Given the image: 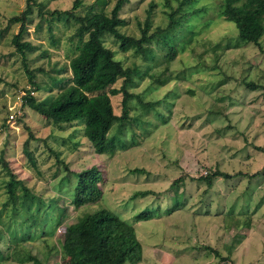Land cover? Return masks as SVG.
I'll return each mask as SVG.
<instances>
[{
    "label": "rangeland",
    "instance_id": "rangeland-1",
    "mask_svg": "<svg viewBox=\"0 0 264 264\" xmlns=\"http://www.w3.org/2000/svg\"><path fill=\"white\" fill-rule=\"evenodd\" d=\"M74 1L36 0L26 17L21 40L34 47L26 55L34 90L12 44L21 24L10 23L25 11L26 0H0V128L6 125L0 133V208L10 172L34 195L35 205L0 212V264H82L64 255L62 234L100 209L130 225L137 214L151 212V220L134 227L137 241L163 246L181 264H199L183 252L187 242L203 247L206 264H220V258L223 264H264V35L259 46L244 44L223 14L224 0H194L178 13L187 17L172 35L171 60L155 42L144 54L123 53L106 36L115 59L137 68L130 92L141 101H129L131 122L123 134L111 129L114 154L99 155L82 122L54 124L22 106L26 92L48 102L70 84L66 53L75 27L49 23L46 12L70 10ZM80 1L78 11L96 0ZM100 1L104 7L98 9L107 15L117 2ZM179 2L130 0L119 13L124 24L118 30L139 38L150 10V35L166 27ZM50 24L58 48L50 43ZM250 82L260 88H247ZM110 99L120 115L122 95ZM13 113L15 122L7 125ZM92 167L101 173L102 198L75 209L74 174ZM214 172L230 177L217 176L208 188L200 178ZM108 253L107 260L92 257L87 264H109L113 249Z\"/></svg>",
    "mask_w": 264,
    "mask_h": 264
},
{
    "label": "trees",
    "instance_id": "trees-1",
    "mask_svg": "<svg viewBox=\"0 0 264 264\" xmlns=\"http://www.w3.org/2000/svg\"><path fill=\"white\" fill-rule=\"evenodd\" d=\"M129 1L117 0L108 15L98 9L104 7V2L100 0H96L82 11H78L82 5L81 1L75 0L70 10L46 12L50 16L49 23L62 22L75 27L68 39L70 49L66 53V56H70L68 60L70 84L48 102L36 100L31 92H26L22 97L23 107L29 108L54 124L82 122L84 137L99 155L114 154L117 149L116 135L110 137V131L116 126V133L123 134L126 122H131L129 101L139 98L130 92V87L135 84V77L138 75L137 68L124 67L116 60L113 51L104 44L105 37L110 36L117 41L119 50L123 53L132 49L137 54H144L150 44L155 42L160 44L165 50L166 58L171 60L175 55L172 35L182 26L183 18L187 17L179 16L178 13L183 6L194 3V0H180L178 9L168 15L166 27L157 28L150 35L148 32L151 11L148 10L141 36L135 38L118 30L124 24L119 13ZM35 2L36 0H26L25 11L19 17H12L10 23L21 24L18 34L12 39V44L17 54L21 56V64L29 81L34 85V90H37L33 81L34 75L28 68L26 59V55L33 52L34 47L29 42L21 40L26 32V17ZM223 14L228 22L235 24L238 37L244 44L259 46V41L264 35V0H224ZM48 33L51 45L58 48L51 24L48 26ZM119 80L121 85L117 89L114 84ZM245 85L254 90L260 88L252 82ZM262 90L264 93V88ZM119 94L122 95L121 113L117 115L110 98ZM2 127L5 129L6 125L3 124ZM30 138L33 139L32 135ZM217 176L230 177L225 173L214 172L206 174L205 177L201 176L200 181L210 188L213 178ZM74 177L76 184L71 203L75 209L101 200L99 182L102 177L97 168L80 171L75 173ZM17 187L21 189L19 194L16 192ZM5 190L7 200L0 208L1 213L8 210L12 213L29 211L35 206L33 203L31 205L34 195L24 186L23 181L16 179L11 172ZM152 217L149 211L141 212L134 217L133 222L136 224L139 221H148ZM62 236L60 246L64 255H71L82 264H87L92 257L100 256L107 260L109 249L114 251V258L108 260L109 264L125 262L138 264L142 259L141 245L135 237L133 226L126 224L106 209L80 217L64 229Z\"/></svg>",
    "mask_w": 264,
    "mask_h": 264
},
{
    "label": "crops",
    "instance_id": "crops-1",
    "mask_svg": "<svg viewBox=\"0 0 264 264\" xmlns=\"http://www.w3.org/2000/svg\"><path fill=\"white\" fill-rule=\"evenodd\" d=\"M136 224H132L133 228L136 226ZM253 230L256 231V228ZM184 244H187V247L183 251V252H186V256L189 255L192 258L194 257L199 262V264L207 263V259H205V257L203 256V253L200 252V248H203V247L196 249L194 248L195 244H193V242L192 243L187 242ZM220 244L222 245V243ZM140 245H141L142 259H141V262L138 264H181L180 260L182 258L175 257L173 252H171L170 250L164 249L163 246H151V245H144L141 243ZM216 254L220 257L221 256L223 257V255L219 254L218 251H216ZM220 260H221L220 264H223L224 259L220 258ZM123 264H129V263L125 262Z\"/></svg>",
    "mask_w": 264,
    "mask_h": 264
},
{
    "label": "built area",
    "instance_id": "built-area-1",
    "mask_svg": "<svg viewBox=\"0 0 264 264\" xmlns=\"http://www.w3.org/2000/svg\"><path fill=\"white\" fill-rule=\"evenodd\" d=\"M8 118L9 119L7 120V125H8V122H12V123L15 122V118H16L15 113L11 114ZM1 128H0V133H2L4 131V129L3 128L1 129Z\"/></svg>",
    "mask_w": 264,
    "mask_h": 264
}]
</instances>
